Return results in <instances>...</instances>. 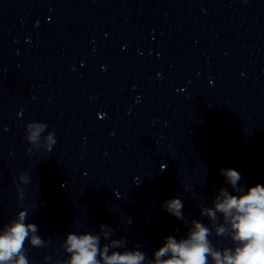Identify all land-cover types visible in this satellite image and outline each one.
Masks as SVG:
<instances>
[{
    "label": "clouds",
    "instance_id": "9594fccd",
    "mask_svg": "<svg viewBox=\"0 0 264 264\" xmlns=\"http://www.w3.org/2000/svg\"><path fill=\"white\" fill-rule=\"evenodd\" d=\"M25 138L32 145L28 153L34 148L51 151L56 143L55 134L38 121L26 125ZM220 172L232 192L221 188L211 207L200 205V215L211 226L196 219L186 222L190 224L186 234L179 239L165 237L162 246L153 252V259H147L140 245L128 249L125 239H110L114 230L101 224L98 233L68 232L61 245L67 258L56 264H264V185L245 188L239 184L242 177L237 170L222 168ZM18 180L16 191L23 201L21 185H27L30 177L21 173ZM162 207L176 219L185 220L181 199L167 200ZM27 218L28 210L21 209L15 219L0 228V264H29L26 242L33 248L48 247L37 225L26 222ZM213 234L230 239L232 246L217 248L209 239ZM101 239L108 243L102 244Z\"/></svg>",
    "mask_w": 264,
    "mask_h": 264
}]
</instances>
